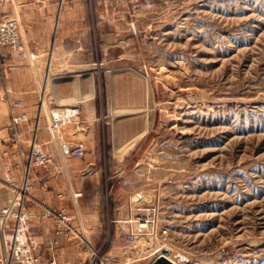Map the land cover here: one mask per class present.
Returning a JSON list of instances; mask_svg holds the SVG:
<instances>
[{"label": "rangeland", "instance_id": "1", "mask_svg": "<svg viewBox=\"0 0 264 264\" xmlns=\"http://www.w3.org/2000/svg\"><path fill=\"white\" fill-rule=\"evenodd\" d=\"M102 22L100 62L48 80L94 93L97 264H264V0H104Z\"/></svg>", "mask_w": 264, "mask_h": 264}, {"label": "crops", "instance_id": "2", "mask_svg": "<svg viewBox=\"0 0 264 264\" xmlns=\"http://www.w3.org/2000/svg\"><path fill=\"white\" fill-rule=\"evenodd\" d=\"M3 1L0 3V21L6 16L20 21L21 35L29 55L20 57L11 47H0V209L12 203L14 186L23 180L24 166L35 134L33 129L41 112L37 143L51 155V160L34 167L31 181L36 187L25 196V205L34 214L43 213L48 206L67 208L74 214L73 225L80 233L70 239L56 233L52 219L33 217L31 234L37 247L32 249L25 232L19 231L15 237L16 221L11 219L6 247L16 264H50V260L60 252H64L61 264H86L89 257L87 244L95 246L104 235L100 200L96 191L91 193L92 187L96 190L101 185L95 167L103 157L97 127L98 110L96 102L91 100L93 92L88 95L87 90L77 83H52L51 94L48 93V80H56V72L60 75L57 78L81 75L86 65L100 62L103 48L111 47L103 44L104 0ZM42 65L47 66L48 84L43 93L40 90ZM61 71L70 75H63ZM6 86L10 90L9 98L3 97ZM43 95L51 97L48 102L51 110L67 105L81 107L80 116L56 139H52L47 127L45 113L49 110L42 105ZM87 99H90L89 117L86 111L83 112V102ZM16 101H20L21 106L13 107ZM23 112L29 115L30 121L19 125L24 136L22 143L16 144L10 137L11 114ZM79 144L86 146L83 159L69 157L65 153L72 145ZM95 168L94 175L87 174L88 170ZM78 193L82 195L77 196ZM55 239L60 242L57 248L47 250L46 247ZM3 253L4 248L0 244V256ZM36 256L40 257L39 262H34Z\"/></svg>", "mask_w": 264, "mask_h": 264}, {"label": "built area", "instance_id": "3", "mask_svg": "<svg viewBox=\"0 0 264 264\" xmlns=\"http://www.w3.org/2000/svg\"><path fill=\"white\" fill-rule=\"evenodd\" d=\"M3 0H0V3H3ZM9 46L15 50L20 57H28L29 53L26 49V45L23 41L21 31H20V21L11 16H6L0 21V47ZM33 57V55H31ZM4 98H9V88L6 86ZM44 104V99H42V105ZM13 107L21 106L20 101L13 102ZM81 113V107L79 105H70L62 106L59 108H54L49 112H46L48 118V130L52 139H56L59 135V129L63 126L71 123L75 117L79 116ZM41 112L39 117L36 119V125L33 129L35 132L34 138L30 144L28 160L24 166V177L20 185L14 186L15 195L12 203L9 206L0 209V244L4 248L3 255L0 256V264H16L12 254L8 252L6 247V235L9 226V221L15 219V237L19 231H23L28 235L29 243L32 249H36V241L31 234L32 230V218H49L53 220L54 230L57 234L66 236L70 239L76 238L80 235L79 231L73 225V220L75 216L67 208H53L46 207L45 211L41 214H34L26 205H25V196L29 191L36 187V184L31 181V174L36 166H42L48 163L51 160V155L37 143V134L41 128ZM30 121L29 115L26 112L20 114H11L10 121V137L16 144H21L23 141L24 131L19 128V125L22 122ZM86 148L83 144L70 147L68 149V155L71 157H76L81 159L84 157ZM82 195L78 193L77 196ZM145 224H140L139 230H142V227ZM137 239V234L133 230L127 236V245L125 246V252H130L133 249V245ZM59 240L55 239L50 243L46 249L51 251L57 248L59 245ZM89 252H92L90 257L91 261L97 264V254L93 247H88ZM64 252H60L58 255H55L51 260L50 264H61L60 259L63 258ZM34 262H39L40 257L36 256L33 258ZM119 264V263H117Z\"/></svg>", "mask_w": 264, "mask_h": 264}, {"label": "water", "instance_id": "4", "mask_svg": "<svg viewBox=\"0 0 264 264\" xmlns=\"http://www.w3.org/2000/svg\"><path fill=\"white\" fill-rule=\"evenodd\" d=\"M170 250L164 248L162 253L154 260L152 264H175L174 260L169 257Z\"/></svg>", "mask_w": 264, "mask_h": 264}, {"label": "bare ground", "instance_id": "5", "mask_svg": "<svg viewBox=\"0 0 264 264\" xmlns=\"http://www.w3.org/2000/svg\"><path fill=\"white\" fill-rule=\"evenodd\" d=\"M45 105V104H44ZM50 112V111H49ZM170 257V256H169ZM171 258V257H170ZM172 259V258H171Z\"/></svg>", "mask_w": 264, "mask_h": 264}]
</instances>
